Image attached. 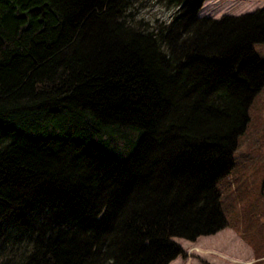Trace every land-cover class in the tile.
Listing matches in <instances>:
<instances>
[{"label": "trees", "instance_id": "trees-1", "mask_svg": "<svg viewBox=\"0 0 264 264\" xmlns=\"http://www.w3.org/2000/svg\"><path fill=\"white\" fill-rule=\"evenodd\" d=\"M160 1L0 0V264H169L225 224L264 6Z\"/></svg>", "mask_w": 264, "mask_h": 264}, {"label": "rangeland", "instance_id": "rangeland-1", "mask_svg": "<svg viewBox=\"0 0 264 264\" xmlns=\"http://www.w3.org/2000/svg\"><path fill=\"white\" fill-rule=\"evenodd\" d=\"M263 6L264 0H203L198 14L219 17ZM174 9L160 0L132 2L136 16L149 24L168 20ZM254 47L264 59V41ZM249 114L250 124L235 148L234 166L217 183L225 224L194 239L175 236L183 251L169 264H264V83Z\"/></svg>", "mask_w": 264, "mask_h": 264}]
</instances>
